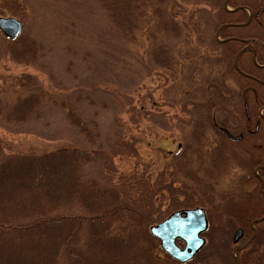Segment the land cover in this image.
Instances as JSON below:
<instances>
[{"label":"trees","instance_id":"obj_1","mask_svg":"<svg viewBox=\"0 0 264 264\" xmlns=\"http://www.w3.org/2000/svg\"><path fill=\"white\" fill-rule=\"evenodd\" d=\"M187 1L199 3L204 0ZM99 2L109 15L115 42L125 51L128 61L142 62L131 46L137 45L138 30L144 27L149 15L163 31L178 34L176 26L179 25L167 9V0H160V6L153 0ZM206 2L211 8L207 14L214 11L212 21L196 25L195 29L199 30L196 41L186 38L196 53L200 49L207 52L203 55L204 60L225 68L218 74L209 72L205 79L192 75L191 85L195 88L192 86V92L188 93L190 129L184 145L171 159L174 176L184 183L180 187L183 200H176L179 196L174 195L172 184L165 189L159 188L160 192H150L152 182L149 180L141 185L144 188L139 197L123 195L109 173L119 140L112 148L106 149L98 140V121L93 117L85 120L69 107L66 118L69 125L81 134L83 142L74 139L72 143L52 148H28L0 140V264H94L95 261V264H180L161 249L159 241L149 231L150 225L171 210L194 205H203L207 210L209 206L213 207L224 212L223 220L228 221L230 232L240 223H248L255 209L250 197L245 195L248 193H217L214 190L213 176L216 173L210 168V161L205 159L203 145L207 128L216 129L213 121L215 108L231 107L237 113L236 120L244 115L243 123L250 130L248 135L229 138L220 131L224 139L219 138L221 142L218 139L214 145L215 141L210 143V158L216 155L226 160L227 152L231 150L229 156L234 154L246 169L241 183L254 186L258 180L254 167L264 157V152L262 149L250 152L247 145H253L260 138L264 141V117L258 112L264 106V0H228V5L237 8L235 10H227L225 0ZM241 6L252 11V19L245 25H239L248 19V11L239 8ZM221 26L224 27L219 33L224 41L217 38ZM214 27L217 29L212 32ZM230 28L237 30L236 35L226 34ZM208 30L211 34L207 33ZM247 40H251V45L239 54L237 68L235 58L247 45ZM145 53L147 58L143 62L148 73L156 68H170L172 57L166 43H150ZM11 57L18 62L32 60V56L25 52L21 55L11 53ZM138 66L141 65L138 63ZM195 79H199L198 84ZM20 81L14 102H0V125L15 126L9 127L13 131H27L19 127L29 120L45 95L36 78ZM115 95L124 96L118 92ZM244 124L240 121L230 123L231 128H245ZM253 125H260L263 129L256 132ZM166 192L168 209L159 214L160 218L155 216L153 209L162 197L166 198ZM197 197L199 200L195 199ZM230 197H236L240 202L230 204ZM208 216H211L209 212ZM262 235L258 233L255 239H248L238 252L240 264H262L264 254H257L260 246L264 251ZM211 241L209 238L204 251L185 264H236L232 254L233 240L219 239L225 243L223 246L212 245Z\"/></svg>","mask_w":264,"mask_h":264},{"label":"rangeland","instance_id":"obj_2","mask_svg":"<svg viewBox=\"0 0 264 264\" xmlns=\"http://www.w3.org/2000/svg\"><path fill=\"white\" fill-rule=\"evenodd\" d=\"M153 1L160 6V0ZM206 1L193 3L167 0V9L179 25L176 26L178 34L163 31L160 24L156 25L149 15L144 27L138 30L137 45L131 47L143 62L147 58L145 50L150 43H166L172 63L170 68H156L148 73L144 62L126 60L125 51L115 42L109 15L99 0H0V16H12L22 22L19 40L9 39L0 30V102L12 104L19 92L20 80H29L31 77L42 85L45 94L29 120L19 127L27 131H13L10 128L15 126L0 125V140L28 148H52L72 143L74 139L83 142L81 134L69 125L66 118L67 108L72 107L85 120L93 117L98 121V140L104 143L106 149L112 148L114 142L119 140L109 173L123 195L139 197L144 188L141 185L149 180L152 182L150 192H160L159 188L165 189L172 184L174 195L179 196L176 200H183L180 187L184 183L181 178L174 176L171 159L184 145L186 133L190 129L191 103L188 93L193 90L192 75L205 79L209 72L218 74L225 68L204 60L203 55L207 52L197 49L199 51L196 53L186 38L196 41L199 32L195 29L196 25L212 21L214 11L207 14L211 8ZM216 29L214 27L212 32ZM236 31L230 28L226 34H235ZM207 33L211 34V30ZM217 35L223 39L220 33ZM23 52L32 56V60L18 62L11 57V53L21 55ZM198 80L195 79V83L198 84ZM117 92L124 96L117 97ZM261 108L259 113H263ZM236 119L237 113L231 107L218 106L213 111L215 123L212 122L216 124V129L208 127L206 130L203 152L206 154L205 159L210 161V168L215 170L213 188L217 193H246L249 188H253L241 183L246 169L234 154L229 156L231 150L227 152L226 160L216 155L210 158V143L215 141L214 145L219 138L224 139L219 127L228 129L235 136L248 135L250 130L244 124V115ZM233 121L242 122L245 128H231L230 123ZM262 134L264 136V129ZM230 146L233 144L230 143ZM247 146L250 152L260 148L264 152L261 138ZM93 173L96 175L95 166ZM258 187L261 189V185ZM165 196L154 207L155 216L168 209V192ZM239 202L240 199L236 197L228 199L230 204ZM208 212L212 224L204 234L207 242L212 238V245L223 246L225 243L219 242V239L224 241L229 238L232 241L237 228L229 231L228 221L223 220L224 212L210 206ZM256 228L258 233L264 234V223L256 225ZM82 234L85 236V231ZM250 235L251 227L244 228L242 240L233 245L230 241L232 248L242 246ZM262 248L259 247L257 254H264ZM236 255H239L238 252ZM261 260L264 264V256Z\"/></svg>","mask_w":264,"mask_h":264},{"label":"water","instance_id":"obj_3","mask_svg":"<svg viewBox=\"0 0 264 264\" xmlns=\"http://www.w3.org/2000/svg\"><path fill=\"white\" fill-rule=\"evenodd\" d=\"M0 29L6 36L14 40L22 32V23L15 17L0 16ZM207 228L208 218L205 208L195 206L171 212L162 221L152 224L150 232L158 238L165 252L184 263L192 259L204 246L206 240L202 233ZM242 234V229H238L234 234V242H238ZM177 239L184 242V247L177 243ZM235 257L237 264H239V258Z\"/></svg>","mask_w":264,"mask_h":264},{"label":"flooded vegetation","instance_id":"obj_4","mask_svg":"<svg viewBox=\"0 0 264 264\" xmlns=\"http://www.w3.org/2000/svg\"><path fill=\"white\" fill-rule=\"evenodd\" d=\"M260 114L263 115V117H264L263 113H260ZM253 127H254L256 132L257 131L259 132L263 129V127L260 125H255V126L253 125ZM222 129H225V128H222ZM224 131H222V132H224ZM224 133H226V131ZM260 149H262V148H260ZM260 172H262V173H260ZM254 175L257 177V179L260 183L259 184L255 183L253 188H249L248 191H246V193H248V194H245V195H248L250 197L249 201L252 205H254V208L256 210L254 209V214L252 216H250L248 223L247 222L240 223V225L238 226V228H241L242 230H244V228H246L247 226L251 227L252 235H250V238H248L249 240L255 239L258 235L256 225L258 226V225L264 223V159L258 160L257 164L254 167ZM258 185L259 186L261 185V189L258 187ZM256 186H257V188H256ZM248 239H247V241H249ZM181 246H183V244Z\"/></svg>","mask_w":264,"mask_h":264},{"label":"bare ground","instance_id":"obj_5","mask_svg":"<svg viewBox=\"0 0 264 264\" xmlns=\"http://www.w3.org/2000/svg\"><path fill=\"white\" fill-rule=\"evenodd\" d=\"M262 110H263V114H264V108Z\"/></svg>","mask_w":264,"mask_h":264}]
</instances>
